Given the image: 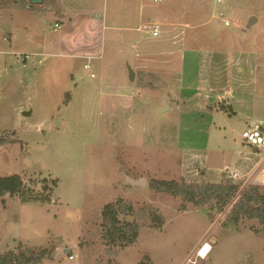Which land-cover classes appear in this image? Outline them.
Wrapping results in <instances>:
<instances>
[{
    "label": "rangeland",
    "instance_id": "obj_1",
    "mask_svg": "<svg viewBox=\"0 0 264 264\" xmlns=\"http://www.w3.org/2000/svg\"><path fill=\"white\" fill-rule=\"evenodd\" d=\"M29 1L0 0V176L20 174L37 200L0 198V254L45 251L37 264H264V223L234 209L249 186L264 191L248 182L260 156L241 135L250 120L264 125V0ZM140 2L142 30L122 31ZM86 9L122 27L100 58L60 55L57 16ZM251 16L258 23L243 30ZM152 20L162 28L155 39ZM153 180L197 188L200 202ZM220 183L239 186L227 205L203 191ZM120 199L133 208L120 218L138 222L139 236L111 246L102 210Z\"/></svg>",
    "mask_w": 264,
    "mask_h": 264
},
{
    "label": "trees",
    "instance_id": "obj_2",
    "mask_svg": "<svg viewBox=\"0 0 264 264\" xmlns=\"http://www.w3.org/2000/svg\"><path fill=\"white\" fill-rule=\"evenodd\" d=\"M264 131V125L262 126ZM3 144V140L0 139V146ZM153 187L160 192H169L174 195L182 194L186 200H196L197 188L186 185L185 183H179L175 180H153ZM24 181L20 174H11L6 176H0V198L7 193L10 195L21 194L22 200L31 201L37 200L31 198L23 193ZM29 191L33 190L28 187ZM211 190L217 193V198L220 203L227 205L231 198L237 193L239 186L237 184H211L206 186L203 191ZM23 193V194H22ZM254 202L256 206H251ZM124 201L120 199L116 203H109L104 206L102 210V237L108 245H122L127 246L134 244L139 236V223L136 221L122 220L120 215L131 214L133 208L128 205L124 207ZM234 209L237 213H243L249 217L260 218L261 222L264 223V191H261L259 185H251L241 193V197L234 205ZM45 256V251L40 253H25L15 254L13 251L0 254V264H37Z\"/></svg>",
    "mask_w": 264,
    "mask_h": 264
},
{
    "label": "crops",
    "instance_id": "obj_3",
    "mask_svg": "<svg viewBox=\"0 0 264 264\" xmlns=\"http://www.w3.org/2000/svg\"><path fill=\"white\" fill-rule=\"evenodd\" d=\"M30 4L27 6L31 7ZM139 8L140 11L134 18L136 21L129 24L134 26L125 25L121 26L122 28L108 23L100 13L93 9L81 10L76 14L75 11L73 14H59L55 22V27L58 28L59 32L57 40L58 53L72 59L76 57L88 60L100 58L105 51L107 40L109 41L113 34L118 31L117 28H121L126 33L130 32V34L142 30L140 29L143 18L141 2ZM109 30L112 31L109 32ZM258 56L263 59L261 53H258ZM86 65L88 64H85V67ZM252 121L256 120H250V125Z\"/></svg>",
    "mask_w": 264,
    "mask_h": 264
},
{
    "label": "built area",
    "instance_id": "obj_4",
    "mask_svg": "<svg viewBox=\"0 0 264 264\" xmlns=\"http://www.w3.org/2000/svg\"><path fill=\"white\" fill-rule=\"evenodd\" d=\"M154 1L156 2L159 0H154ZM217 1L218 3H221V2H224L225 0H217ZM219 18H221L226 25H230V21L226 18L223 12L219 14ZM147 29H148L147 33H148L149 38L155 39L161 36L162 28H161V23L158 21L152 20ZM88 66L89 65H86V67ZM262 126H263V123H259L256 121V124L254 126L250 125L248 128L244 129L241 134L244 141L251 147L255 148L257 150V153L260 156L259 163H258L259 164L258 165V169H259L258 176L253 177V175H251L248 182L251 183L252 180H254L256 184H260V185H264V131L262 130ZM229 170L230 169L228 168V171ZM239 176L240 174L238 171H232V172L230 171L231 178L236 179V178H239Z\"/></svg>",
    "mask_w": 264,
    "mask_h": 264
},
{
    "label": "water",
    "instance_id": "obj_5",
    "mask_svg": "<svg viewBox=\"0 0 264 264\" xmlns=\"http://www.w3.org/2000/svg\"><path fill=\"white\" fill-rule=\"evenodd\" d=\"M42 2H43V0H30L31 4H37V3H42ZM257 22H258V18L256 16H251L249 18L248 22L246 23V25L242 29L247 30L250 27H252L253 25H255ZM127 67H128V72H129V78L133 82L135 80V77H136V72L129 62H127ZM192 101H196V99H194ZM31 113H32V109H28V110L23 111V115H25V116H29V115H31ZM56 124L57 125L61 124V122L58 120V117L56 118ZM255 124H256V121L251 122V126H254ZM52 180L53 179H51L50 181H52ZM127 183H129L131 185H145L146 180L145 179L136 180L134 178L127 176ZM71 250H72L71 248H67L64 251H65V253H69Z\"/></svg>",
    "mask_w": 264,
    "mask_h": 264
},
{
    "label": "bare ground",
    "instance_id": "obj_6",
    "mask_svg": "<svg viewBox=\"0 0 264 264\" xmlns=\"http://www.w3.org/2000/svg\"><path fill=\"white\" fill-rule=\"evenodd\" d=\"M211 249H212L211 244L208 242H205L199 249V255L201 257H206L207 254L211 251Z\"/></svg>",
    "mask_w": 264,
    "mask_h": 264
}]
</instances>
